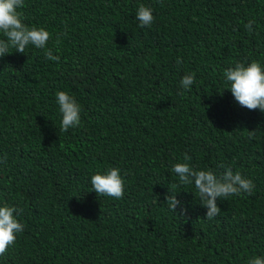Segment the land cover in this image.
Wrapping results in <instances>:
<instances>
[{
  "label": "trees",
  "instance_id": "obj_1",
  "mask_svg": "<svg viewBox=\"0 0 264 264\" xmlns=\"http://www.w3.org/2000/svg\"><path fill=\"white\" fill-rule=\"evenodd\" d=\"M140 4L152 9L150 27L139 26ZM18 11L51 39L0 57V204L19 209L24 225L0 264L264 257V112L241 107L223 77L237 62L264 67V0H24ZM48 49L59 61L45 59ZM57 91L81 106L66 132ZM185 153L197 170L240 172L252 193L218 199L219 214L206 218L194 186L172 172ZM112 167L120 199L91 188ZM169 190L183 215L168 209Z\"/></svg>",
  "mask_w": 264,
  "mask_h": 264
},
{
  "label": "clouds",
  "instance_id": "obj_2",
  "mask_svg": "<svg viewBox=\"0 0 264 264\" xmlns=\"http://www.w3.org/2000/svg\"><path fill=\"white\" fill-rule=\"evenodd\" d=\"M24 4V0H0V57L15 52L25 53V49L34 46L38 49H45L51 34L43 27H29L21 18L18 11ZM136 19L141 27H150L154 21L150 6L140 4L136 11ZM255 21L250 20L245 28L252 32V25ZM60 42V35L56 36V43ZM45 59L59 61V56H55L51 49L45 52ZM183 61L177 59V64ZM227 89L230 90L234 100L248 110L259 109L264 112V67L259 61L250 63L237 62L234 67L227 68L223 73ZM195 83V74L187 73L180 80V87L190 91ZM224 88V89H225ZM183 95V91L180 92ZM56 102L61 114L60 131L66 132L70 128L78 127L81 123V106L72 95L65 91H57ZM254 136L249 132V139ZM183 160L172 166V172L178 176L179 184L193 185L202 205L207 207L205 217L212 219L220 212L217 200L230 196H239L242 193L251 194L254 188L251 179L245 178L240 172H233L224 165L223 173L217 175L212 170H197L190 166L187 161L191 157L185 153ZM6 162V158L5 161ZM91 188L97 195L109 196L120 199L124 195V180L120 171L116 167L107 169L104 173L97 172L91 176ZM170 195L165 196L168 209L177 214V205H180V214L183 215L185 209L182 201L176 198V192L169 190ZM194 195V194H193ZM15 213V215H14ZM20 210L8 203L0 204V256H3L9 246H14L17 234L21 233L24 225L17 219ZM248 264H264V257L253 256L248 260Z\"/></svg>",
  "mask_w": 264,
  "mask_h": 264
}]
</instances>
